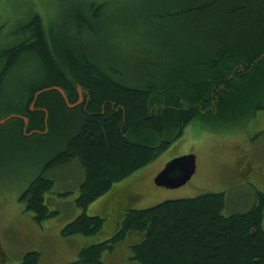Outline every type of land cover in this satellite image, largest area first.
<instances>
[{
	"label": "trees",
	"instance_id": "trees-1",
	"mask_svg": "<svg viewBox=\"0 0 264 264\" xmlns=\"http://www.w3.org/2000/svg\"><path fill=\"white\" fill-rule=\"evenodd\" d=\"M163 5L169 17L163 20L173 22L179 50H167L173 54L167 61L151 44L153 56L139 78L79 51L78 41L51 39L38 16L22 28L19 42L0 50V119L19 116L0 125V149L13 139L55 141L46 168L19 198L36 222L55 215L45 203L53 187L48 171L72 160L81 164L84 178L75 205L82 212L62 234L93 235L105 219L86 215V207L113 182L156 158L192 120L264 110V0H165ZM30 51L39 66L25 72L33 64L26 58ZM53 86L70 104L78 101L79 86L82 101L68 108L51 90L37 96L31 111L35 93ZM22 117L28 119L26 129ZM225 204L224 193L206 192L127 209L115 234L82 248L74 263L101 264L102 251L136 232L142 235L131 246L137 264H264V195L258 192L244 213L225 216ZM39 261V252L28 251L18 264Z\"/></svg>",
	"mask_w": 264,
	"mask_h": 264
},
{
	"label": "rangeland",
	"instance_id": "rangeland-1",
	"mask_svg": "<svg viewBox=\"0 0 264 264\" xmlns=\"http://www.w3.org/2000/svg\"><path fill=\"white\" fill-rule=\"evenodd\" d=\"M164 1L0 0V50L19 42L25 35L22 28L29 19L38 16L51 39L78 41L79 51L85 50L103 65H120L127 74L139 78L144 63L153 56L151 44L166 53L161 56L167 61L179 50L176 43L180 39H173L171 34V29H175L173 22L163 20L169 18L161 8ZM169 49L173 54H167ZM28 57L33 64L31 68H23L25 72L39 66L31 51ZM127 78L124 83L134 85ZM210 117L192 120L182 135L156 158L113 182L90 203L86 215H100L105 221L100 231L87 236L62 234V228L82 212L75 205L84 178L81 164L72 160L47 172L53 187L45 194V203L55 215L38 223L19 198L31 180L46 168L55 141L37 137L4 142L0 149V242L9 254L4 264H18L28 251L40 253L38 264H73L82 248L115 234L125 210L147 208L164 200L222 192L226 202L223 215L249 211L256 203L258 192L264 195V177L239 175L234 169L237 158L243 156L255 165L264 166V110ZM187 154L195 155L196 170L184 185L167 188L152 181L167 162ZM261 226L264 229V209ZM141 239V234L128 232L112 250L102 251L101 264H137L131 258V246Z\"/></svg>",
	"mask_w": 264,
	"mask_h": 264
},
{
	"label": "water",
	"instance_id": "water-1",
	"mask_svg": "<svg viewBox=\"0 0 264 264\" xmlns=\"http://www.w3.org/2000/svg\"><path fill=\"white\" fill-rule=\"evenodd\" d=\"M55 90L60 93L62 96L66 106L68 108H73L77 106L82 101V90L78 86L77 87V93H78V101L74 104H70L65 96L64 91L57 86L49 87L42 89L35 93L33 101L37 99V96L47 92ZM34 104V103H33ZM32 104V105H33ZM31 105V107H32ZM43 111H46L42 109ZM17 115H10L0 120V124L5 122L11 117H15ZM25 123H27V118H24ZM46 121V117H45ZM196 170V157L193 154H187L182 155L176 158L171 159L169 162H167L164 166V168L157 173V175L154 177V183L158 186H163L167 188H177L182 185H184L195 173Z\"/></svg>",
	"mask_w": 264,
	"mask_h": 264
},
{
	"label": "flooded vegetation",
	"instance_id": "flooded-vegetation-1",
	"mask_svg": "<svg viewBox=\"0 0 264 264\" xmlns=\"http://www.w3.org/2000/svg\"><path fill=\"white\" fill-rule=\"evenodd\" d=\"M33 103H35V102L33 101L30 104V107H29V109L31 111L36 110V109H34V104ZM31 105H32V107H31ZM15 117H18L19 118L18 115L15 116ZM22 118H23V121H24V118H26V117H22ZM27 123H28V119H27ZM27 123H25V121H24L25 129L27 127L26 126ZM32 132L33 131H30L29 133H27V134L25 133V134L26 135H29ZM162 168L157 173H159L162 170ZM234 172L238 173L239 175H245V176L246 175H250V174H262L263 176H261V178H263L264 177V166L263 165L262 166L255 165L252 161L249 160V158H246V156H243V157H238L237 158ZM155 175L153 176L152 181H154ZM262 180H264V178ZM29 240H31V238H29ZM10 243H11V241H10ZM8 256H9V254L6 253V250L3 248V246H2V244L0 242V264H4L6 262Z\"/></svg>",
	"mask_w": 264,
	"mask_h": 264
},
{
	"label": "bare ground",
	"instance_id": "bare-ground-1",
	"mask_svg": "<svg viewBox=\"0 0 264 264\" xmlns=\"http://www.w3.org/2000/svg\"><path fill=\"white\" fill-rule=\"evenodd\" d=\"M83 96V95H82ZM89 100V99H88ZM148 100V99H147Z\"/></svg>",
	"mask_w": 264,
	"mask_h": 264
}]
</instances>
